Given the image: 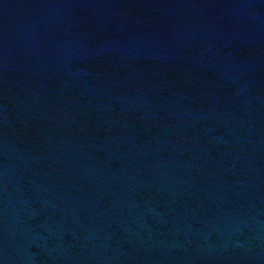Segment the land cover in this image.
<instances>
[{
  "label": "water",
  "instance_id": "1",
  "mask_svg": "<svg viewBox=\"0 0 264 264\" xmlns=\"http://www.w3.org/2000/svg\"><path fill=\"white\" fill-rule=\"evenodd\" d=\"M0 264H264V0H0Z\"/></svg>",
  "mask_w": 264,
  "mask_h": 264
}]
</instances>
